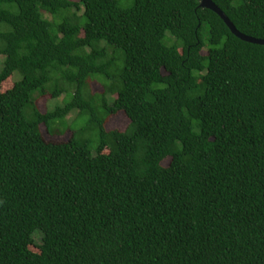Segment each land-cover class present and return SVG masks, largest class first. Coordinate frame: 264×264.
Instances as JSON below:
<instances>
[{
	"label": "trees",
	"instance_id": "16d2710c",
	"mask_svg": "<svg viewBox=\"0 0 264 264\" xmlns=\"http://www.w3.org/2000/svg\"><path fill=\"white\" fill-rule=\"evenodd\" d=\"M201 1L0 0V264H264V45Z\"/></svg>",
	"mask_w": 264,
	"mask_h": 264
},
{
	"label": "rangeland",
	"instance_id": "374dc122",
	"mask_svg": "<svg viewBox=\"0 0 264 264\" xmlns=\"http://www.w3.org/2000/svg\"><path fill=\"white\" fill-rule=\"evenodd\" d=\"M75 1H79V0H75ZM50 17V15H48ZM18 79L17 75L11 77L10 79H8L7 81L4 82L3 86H2V90L6 91L7 89L13 87L15 81ZM91 88L93 90V92H102L104 90L103 85L101 83V81H97V80H93L91 82ZM62 101L61 99H52V97L50 95H46V96H42L39 98V106L41 108V110L43 112H45L47 109H51L54 108L55 105L57 103H60ZM76 113H73V115L71 116V118H75ZM85 119H81L78 122V127H81L83 123H85ZM130 120L129 118L126 116L125 113L121 112L116 116L111 117V119L109 120V122L107 123V128L110 129H120V130H125L127 128V126L129 125ZM43 131H44V135L48 140H55V141H67L69 140L72 135H73V130H71L69 128V130H67L65 132V134L61 131H56L57 134L56 135H51L50 133H48L46 131V129L43 127ZM167 163V162H166ZM37 242H40L39 239L37 238ZM33 250L39 251V247L38 245H33L32 246Z\"/></svg>",
	"mask_w": 264,
	"mask_h": 264
},
{
	"label": "water",
	"instance_id": "95a60500",
	"mask_svg": "<svg viewBox=\"0 0 264 264\" xmlns=\"http://www.w3.org/2000/svg\"><path fill=\"white\" fill-rule=\"evenodd\" d=\"M201 6L206 7V8H210V9L214 10L215 12H217L222 17V19L227 23V25L229 26L231 31L237 37H239L245 41L264 45V39L256 38V37L247 35V34L241 32L240 30H238V28L235 26V24L230 19V17L213 0H202Z\"/></svg>",
	"mask_w": 264,
	"mask_h": 264
}]
</instances>
